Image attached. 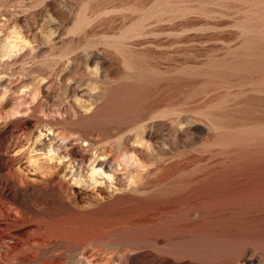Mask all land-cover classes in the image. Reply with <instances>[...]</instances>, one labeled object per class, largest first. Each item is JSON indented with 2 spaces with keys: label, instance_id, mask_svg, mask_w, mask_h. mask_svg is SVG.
<instances>
[{
  "label": "rangeland",
  "instance_id": "374dc122",
  "mask_svg": "<svg viewBox=\"0 0 264 264\" xmlns=\"http://www.w3.org/2000/svg\"><path fill=\"white\" fill-rule=\"evenodd\" d=\"M0 264H264V0H0Z\"/></svg>",
  "mask_w": 264,
  "mask_h": 264
},
{
  "label": "bare ground",
  "instance_id": "6f19581e",
  "mask_svg": "<svg viewBox=\"0 0 264 264\" xmlns=\"http://www.w3.org/2000/svg\"><path fill=\"white\" fill-rule=\"evenodd\" d=\"M85 15L78 14V15L75 16V18H74V20H73V22L71 24L72 32L79 33V32H82L85 29V27L89 23V20H88V18ZM5 48L7 50V48H9V46L6 45ZM7 51H6V53H7ZM116 52H117V54L119 55V57L121 59V65L123 66V68L126 69V70H129L130 69V59L125 54L121 53L119 51V49H117ZM92 73L93 74L97 73L96 66L93 67ZM93 172H92V174H93Z\"/></svg>",
  "mask_w": 264,
  "mask_h": 264
}]
</instances>
